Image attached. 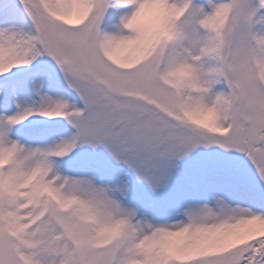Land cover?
<instances>
[{
	"label": "snow or ice",
	"instance_id": "snow-or-ice-1",
	"mask_svg": "<svg viewBox=\"0 0 264 264\" xmlns=\"http://www.w3.org/2000/svg\"><path fill=\"white\" fill-rule=\"evenodd\" d=\"M260 8L0 0V264H264Z\"/></svg>",
	"mask_w": 264,
	"mask_h": 264
},
{
	"label": "rangeland",
	"instance_id": "rangeland-1",
	"mask_svg": "<svg viewBox=\"0 0 264 264\" xmlns=\"http://www.w3.org/2000/svg\"><path fill=\"white\" fill-rule=\"evenodd\" d=\"M258 16H264V8L258 10ZM253 30H264V23H255ZM182 165L181 167L184 166ZM120 167L123 166L121 165ZM129 179L131 182V190L128 195V203L138 202L141 208L154 214L158 220L164 219L167 214L173 211L171 205L175 195V183L167 189H161L152 193L143 183H138L131 175Z\"/></svg>",
	"mask_w": 264,
	"mask_h": 264
},
{
	"label": "clouds",
	"instance_id": "clouds-1",
	"mask_svg": "<svg viewBox=\"0 0 264 264\" xmlns=\"http://www.w3.org/2000/svg\"><path fill=\"white\" fill-rule=\"evenodd\" d=\"M205 115H208V113H205ZM8 156V153L0 152V161L6 159ZM187 237L181 233V232H175V233H163L156 241L155 243L159 244L163 248H169V247H176L182 245L186 241ZM152 243V242H149Z\"/></svg>",
	"mask_w": 264,
	"mask_h": 264
}]
</instances>
